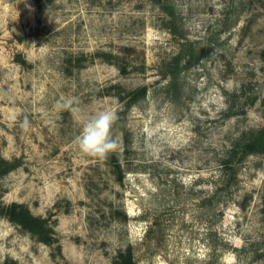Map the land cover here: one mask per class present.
<instances>
[{"label": "rangeland", "instance_id": "374dc122", "mask_svg": "<svg viewBox=\"0 0 264 264\" xmlns=\"http://www.w3.org/2000/svg\"><path fill=\"white\" fill-rule=\"evenodd\" d=\"M101 110L104 159L75 143ZM263 130L264 0H0V264H264Z\"/></svg>", "mask_w": 264, "mask_h": 264}, {"label": "trees", "instance_id": "16d2710c", "mask_svg": "<svg viewBox=\"0 0 264 264\" xmlns=\"http://www.w3.org/2000/svg\"><path fill=\"white\" fill-rule=\"evenodd\" d=\"M17 59L18 62L24 65L27 63L21 56H18ZM145 94L146 89L144 88L141 90V95ZM242 146H244V155H247L250 152L264 154V130L246 139ZM20 165L21 163L19 159L8 160L0 156V177L16 170ZM6 213L11 221L20 225L24 230L38 236L40 240L47 242L51 239L50 231H52V229L49 227L48 219L34 215L28 206L14 203L7 208ZM115 264H135L132 250L120 254Z\"/></svg>", "mask_w": 264, "mask_h": 264}, {"label": "clouds", "instance_id": "9594fccd", "mask_svg": "<svg viewBox=\"0 0 264 264\" xmlns=\"http://www.w3.org/2000/svg\"><path fill=\"white\" fill-rule=\"evenodd\" d=\"M75 104V98L62 102V106L71 107L73 111H78L74 107ZM115 121V113L108 110H101L91 116L83 117L80 133L75 137L78 150L90 157L106 158L117 148V141L112 135ZM28 124V119L25 117L22 127H27Z\"/></svg>", "mask_w": 264, "mask_h": 264}]
</instances>
